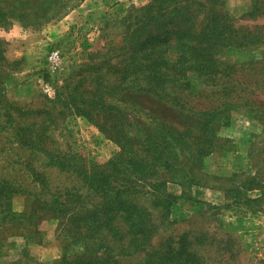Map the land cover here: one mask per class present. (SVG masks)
I'll list each match as a JSON object with an SVG mask.
<instances>
[{
  "label": "rangeland",
  "instance_id": "1",
  "mask_svg": "<svg viewBox=\"0 0 264 264\" xmlns=\"http://www.w3.org/2000/svg\"><path fill=\"white\" fill-rule=\"evenodd\" d=\"M147 2L0 0V176L11 182L6 190L22 184L24 191L26 174H41L52 189L81 193L79 208L91 204L97 196L71 174L108 169L121 152L120 122L133 115L139 122L130 130L144 125L159 134L157 126H171L185 141L183 149L166 147L160 163L150 165L147 159L139 171L124 162V175L115 176L128 188L126 199L143 207L154 224L150 244L176 241L185 233L207 264H264V0H223L235 40L213 49L215 72L199 76L192 69L182 71L191 86L183 93L188 110L150 95L111 92L116 98L108 94L105 100L114 107L112 115L98 107H80L87 117L72 99L56 96L68 77L71 84L78 83L76 73L89 60L118 62L129 56L123 44L129 16ZM54 49L60 52V65L52 71L47 57ZM81 80L88 89L103 92L96 76ZM122 96L125 102L117 100ZM209 113L215 118L213 134L203 133L200 123ZM211 135V149L196 154ZM166 194L177 200L167 205L160 199ZM31 203L32 198L16 195L6 212L5 205L0 210V264L19 259L17 264H60L66 249L74 252V244H97V235L87 228L79 234L71 222ZM142 255L122 261L141 264Z\"/></svg>",
  "mask_w": 264,
  "mask_h": 264
},
{
  "label": "trees",
  "instance_id": "2",
  "mask_svg": "<svg viewBox=\"0 0 264 264\" xmlns=\"http://www.w3.org/2000/svg\"><path fill=\"white\" fill-rule=\"evenodd\" d=\"M223 5V0H148L135 15L129 16L123 40L129 56L118 62L111 59L101 62L89 60L82 64L76 73L81 77L78 83L71 84L68 77L56 96L60 101L67 97L72 99L75 109L87 117L88 112L80 107H98L100 111L112 115L114 107L109 106L105 100L108 94L116 98L117 94L113 95L111 92H123L118 95L138 93L150 95L158 102L188 110L191 107L189 101L184 99L183 93L190 92L191 86L182 71L185 68L192 69L199 76H205L214 71L213 49L226 43H234L230 16L224 11ZM90 76L99 79L98 85H103V92H100V89H88V86L83 85L85 81L82 82L81 79ZM175 86L183 89L178 92ZM72 90L80 91L71 92ZM117 100L125 102L127 99L122 96ZM131 119L120 122L123 125V142L118 141L121 152L110 162L111 166L108 169L102 170L99 174H86L84 171V174H71L80 179L91 194L97 196L96 201L79 208L81 193L75 188L52 189L47 177L41 174H30L31 177L26 174L29 177V184L25 185L24 191L20 189L22 184H15V187L20 189L19 192L17 188L6 190L8 183L11 182L8 178L0 176V210L5 205L3 211L6 212V206L10 205L14 196L26 195L32 198L30 204L32 208L35 209L39 204L42 206L40 208L42 213L71 222L70 225L75 232L78 231L80 234L79 231L87 228L89 234L97 235L94 240L96 245L84 244L76 248L74 244L72 254L66 249L60 264H130L124 263L122 258L140 253L143 254L141 264H207L205 255L192 249L185 233L176 241L166 239L164 242L151 245L150 238L155 233L154 224L148 219L143 207L126 199L128 188L121 185L120 182L123 180L115 177L124 175V171L127 170L124 162H131L133 167L141 171L145 168L147 159L150 160V165L160 163L166 147L185 148V141L175 134L171 126H157L162 130L159 134L146 129L144 125L130 130L134 121L139 122L133 115ZM214 119L210 113L203 118L200 122L203 133L213 134ZM227 123L228 120L223 122L224 125ZM212 139V135L208 137L196 154L208 152ZM131 140H134L133 144L130 143ZM128 146H134L135 149L129 150ZM128 154L137 158L133 160ZM56 167L65 171L59 164H56ZM73 168L74 166L69 169ZM77 170L81 168L78 167ZM112 172L116 174H111ZM160 199L170 205L177 197L166 194ZM24 214L13 216L21 218ZM63 226V223L59 224V228ZM66 231L70 233L68 229ZM33 232L38 234L35 228ZM108 236L112 238V242H106ZM69 239L73 243L76 241L71 236ZM114 244L116 245L113 246ZM87 247H90L88 254ZM18 261L21 259L5 264H17Z\"/></svg>",
  "mask_w": 264,
  "mask_h": 264
},
{
  "label": "built area",
  "instance_id": "3",
  "mask_svg": "<svg viewBox=\"0 0 264 264\" xmlns=\"http://www.w3.org/2000/svg\"><path fill=\"white\" fill-rule=\"evenodd\" d=\"M47 63L49 65L50 70L55 71L60 65V52L59 50H52L48 57Z\"/></svg>",
  "mask_w": 264,
  "mask_h": 264
}]
</instances>
